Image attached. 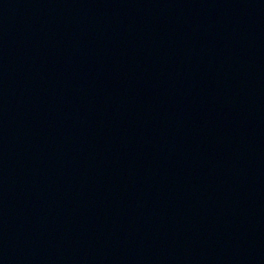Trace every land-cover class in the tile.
Wrapping results in <instances>:
<instances>
[{"label":"water","instance_id":"obj_1","mask_svg":"<svg viewBox=\"0 0 264 264\" xmlns=\"http://www.w3.org/2000/svg\"><path fill=\"white\" fill-rule=\"evenodd\" d=\"M226 126L204 264H264V0H232Z\"/></svg>","mask_w":264,"mask_h":264}]
</instances>
